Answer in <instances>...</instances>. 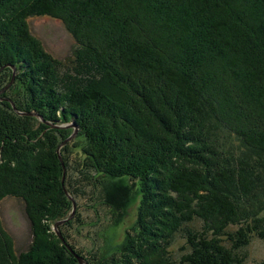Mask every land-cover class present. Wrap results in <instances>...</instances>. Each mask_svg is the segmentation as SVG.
I'll return each instance as SVG.
<instances>
[{
  "label": "trees",
  "instance_id": "obj_1",
  "mask_svg": "<svg viewBox=\"0 0 264 264\" xmlns=\"http://www.w3.org/2000/svg\"><path fill=\"white\" fill-rule=\"evenodd\" d=\"M33 18L53 19L73 38L75 65L65 73L31 33ZM12 66L24 98H9L42 121L0 103V264H78L63 240L92 264L115 260L97 262L90 234H80L88 226L79 199H100L123 217L141 169L146 186L163 191L153 214L169 211L165 250L177 229L185 238L178 259L164 250L167 260L153 264H248L252 238L264 240V0H0V89ZM67 122L80 134L61 151L62 185L55 149L69 130L51 125ZM198 152L207 159L192 160ZM182 157L194 165H179ZM124 178L127 189L106 188ZM64 191L76 210L59 226L61 242L50 224L71 209ZM7 201L28 241L5 225Z\"/></svg>",
  "mask_w": 264,
  "mask_h": 264
},
{
  "label": "rangeland",
  "instance_id": "obj_2",
  "mask_svg": "<svg viewBox=\"0 0 264 264\" xmlns=\"http://www.w3.org/2000/svg\"><path fill=\"white\" fill-rule=\"evenodd\" d=\"M29 25H30L31 33L42 43L45 50L49 54H51L55 59H58L63 63V66L65 68L61 69L62 73L66 72L65 71L67 70L66 67H71L75 65L76 52L74 50L76 48V44L73 38L66 32V30L60 23H58L53 19H48V18H33L29 20ZM12 67L14 68V70L10 68L11 69L10 82L12 78L14 79L12 80L14 82L17 74L19 73L17 67L14 66ZM1 70H3V67L0 68V71ZM13 82L10 84V90L8 89L9 87L7 86L9 82L2 89H0V103L4 101L7 102L17 115L24 116L25 114L18 111L15 104L9 98L12 96L13 98H16V100L17 99L22 100L24 98L22 96V92L20 93L19 91L21 89L20 86L12 85ZM3 89L5 90L1 91ZM6 91L7 93H5ZM18 113H22V114H18ZM36 118L40 119L41 117L37 115ZM40 121L42 120L40 119ZM72 124L74 123L67 122V123H58L56 125H51L53 128H58V129L62 128L69 130L68 137L61 143H58L55 149V153L62 167V176L60 181L62 185L64 181L63 177L66 168L62 161L63 156L61 154V151L69 142L77 139V134H80L78 127L77 130L74 132ZM220 137L222 138L221 142L224 143V146L225 143L231 144L229 147H232L233 149H238L239 144L235 141V139L231 136L230 133H228L227 131H220ZM71 143H72L71 144L72 147H76V143H77L76 140L75 142H71ZM198 143L199 142L189 145L188 149L189 147L193 148L192 145L198 147ZM200 157L203 159V161L204 158L207 159L202 155L201 152H198V154L196 155L197 159H192V160L201 163ZM174 159L172 161H174ZM178 162L179 165L182 164V166L186 165L187 167L194 165L193 163H191L194 162L191 161V158L185 159L182 157V159L178 160ZM72 165L74 166V162L71 164V173L72 175H77L76 172L77 166H74L76 167V170L74 171ZM141 171L142 169L139 170L140 176L136 178H138L139 181L141 180L143 183L139 185L140 184L139 182L138 188L132 187L128 190L130 198L128 200V204L125 207L126 211L124 213L122 212V214H124L123 217H120L121 212L119 213L118 210L116 211L115 209L113 210V207L103 209L104 206L100 199H97L98 200L97 202L96 199H93L91 196L90 197L92 199H90V197H87V199L85 198L84 200L79 199V203L82 208L81 212H83L84 213L83 216L86 217L83 220L84 223H86L84 227L88 226V228H82L83 230H81L80 234H87V233L90 234L93 245H95L93 249L95 251L98 250V253L96 252L97 256L95 257V259H97L96 260L97 262H101V260L105 259V257L106 258L115 257V260H113L112 262H107V263L105 262V264H151V263L153 264L155 261H158L159 258H161L160 262L167 260L168 256L167 254H165V251L169 252L171 258L173 257L174 259H178L182 254L186 252V248L184 249L185 238L184 235L182 234V231H179L180 229H177L176 233L173 236V241L171 245H169V247H167L165 250L166 237L164 238V236L166 235L167 232L171 234V231L169 229L170 227H168V223L171 219L169 217V221H168V219L165 218L167 220V221L165 220L166 221V225H165L163 223L164 221L163 213H169V211L168 209L167 210L162 209L161 210L162 213L157 212L153 214V212H155L154 209L159 206L158 199L161 198L160 196L163 195V191L162 188L160 187V184L159 185L150 184L149 186H146V184L147 183L149 184L150 181L148 179L143 178V173ZM152 177L153 176H151V178ZM154 179L157 180L156 178ZM156 182L158 183L159 181ZM130 183L131 182L127 178H124L121 182H119L117 179L116 180L113 179L107 182L108 185H106V188L109 189L110 191L115 192L117 189H119V187L120 188L124 187V189H127L126 187H129ZM146 188L149 189L147 193L150 196L148 198V201H145L143 203L140 202L139 197L145 195ZM91 191L94 192L95 188L89 185V189L87 192L90 193ZM64 192L68 200L71 202V209L69 210L66 217H64V219H61L59 221H56L55 223L50 224L51 232L54 233L61 242L62 240L60 239L61 235H60L59 226L63 225L64 223H66V221L70 220L74 216V212L76 210V204H75L76 200H74V198L72 199L71 196H69V194L66 191ZM141 203L143 204L141 205ZM139 207L143 210H146L145 215H148L147 214L148 212L149 215L152 216L151 218L148 217L146 218L145 215L144 217L143 215H141L140 223L136 224L137 221L135 222V215ZM3 209H4L3 213L5 218V225L8 228H13L16 241H19V243H22L20 241H26V240L28 241L29 231L27 229V225L25 224V222L23 221V219L19 214L17 207L14 204H11V202L7 201L4 203ZM96 210L97 212H95ZM102 212L103 214H105V217H102L101 222H98L100 219V215H102ZM158 227L162 229V231L159 230ZM191 227L198 229L199 223L196 222ZM75 229L72 232L73 236H75L76 238L78 237V239L81 237L83 238L81 240H84V237L78 235L75 232L76 231ZM63 243L67 247L68 251L70 250L71 255L75 258L78 264H79L78 259L82 260L83 264H92L90 261H89L90 263L88 262L89 259L87 260L84 256L72 252V249L65 244L64 240ZM156 245L157 246L161 245V249L159 248V250H156L155 249ZM88 247L86 246V248ZM140 248L141 249L144 248L143 253L141 252ZM246 252L248 253V260H247L248 264H260L261 262L264 261V240L258 238H252L249 246L246 248ZM85 253L86 252H84V254ZM106 260L109 261V259Z\"/></svg>",
  "mask_w": 264,
  "mask_h": 264
},
{
  "label": "water",
  "instance_id": "obj_3",
  "mask_svg": "<svg viewBox=\"0 0 264 264\" xmlns=\"http://www.w3.org/2000/svg\"><path fill=\"white\" fill-rule=\"evenodd\" d=\"M12 70H14V68L13 67H10ZM12 80H14L13 78L11 79V82H9V84L7 85L8 87H10V84L13 82ZM5 89H3V90H1V91H4ZM18 114H22V113H18ZM25 114V113H24ZM23 114V115H24ZM25 115H29V116H36L37 117V115H35V114H33V113H26ZM41 119V118H40ZM72 127H73V129H74V132L77 130V126L75 125V124H72ZM61 237V236H60ZM61 240H62V238H60ZM78 262H79V264H83V261L82 260H80V259H78Z\"/></svg>",
  "mask_w": 264,
  "mask_h": 264
},
{
  "label": "bare ground",
  "instance_id": "obj_4",
  "mask_svg": "<svg viewBox=\"0 0 264 264\" xmlns=\"http://www.w3.org/2000/svg\"><path fill=\"white\" fill-rule=\"evenodd\" d=\"M120 198V197H119ZM123 198V197H122ZM72 219V218H71ZM87 262V261H86Z\"/></svg>",
  "mask_w": 264,
  "mask_h": 264
}]
</instances>
